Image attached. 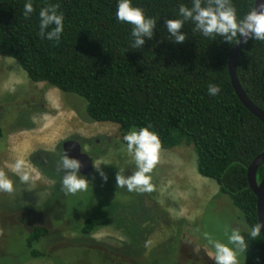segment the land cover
<instances>
[{"label":"trees","instance_id":"trees-1","mask_svg":"<svg viewBox=\"0 0 264 264\" xmlns=\"http://www.w3.org/2000/svg\"><path fill=\"white\" fill-rule=\"evenodd\" d=\"M26 2L0 0V54L15 59L30 81L81 97L85 120L117 124L125 145L128 132L144 127L158 135L162 149L191 145L197 173L212 179L243 216L246 229L240 232L248 248L242 264H264L262 237L249 235L257 213L246 177L248 166L264 150V126L237 97L227 68L239 35L232 42L219 35L205 37L188 19L180 29L186 39L176 43L166 21L183 19L180 5L191 9L194 0H131L156 20L152 38L144 37V44L133 48L132 26L116 18L119 0H31L34 11L25 18ZM231 3L239 20L252 10L254 0ZM57 4L64 31L59 40H49L50 25L41 38L39 12ZM208 6L209 0H201V7ZM236 75L248 99L264 113V41L247 39L238 53ZM209 84L220 87L218 95L208 94ZM42 165L41 173L53 180ZM59 174L53 177L62 178ZM263 175L264 161L256 180ZM97 222L90 215L74 232L78 238L91 234ZM48 233L42 225L29 231L30 257L48 255L35 247Z\"/></svg>","mask_w":264,"mask_h":264},{"label":"rangeland","instance_id":"rangeland-1","mask_svg":"<svg viewBox=\"0 0 264 264\" xmlns=\"http://www.w3.org/2000/svg\"><path fill=\"white\" fill-rule=\"evenodd\" d=\"M83 114L81 97L30 81L15 59L0 54V171L14 184L11 194L0 192V264H215L204 234L228 244L232 230L246 226L216 183L197 173L193 147L161 148L149 174L153 191L129 192L116 186L118 172L127 178L137 170L119 126L88 122ZM67 141L77 142L91 160L89 171L79 172L88 189L75 195L61 190L63 177H53L60 175L52 167ZM17 159L25 160L30 185L12 171ZM90 215L96 228L78 238L75 229ZM37 225L50 229L35 244L46 257H30L26 248ZM236 251L242 264L244 252Z\"/></svg>","mask_w":264,"mask_h":264},{"label":"clouds","instance_id":"clouds-1","mask_svg":"<svg viewBox=\"0 0 264 264\" xmlns=\"http://www.w3.org/2000/svg\"><path fill=\"white\" fill-rule=\"evenodd\" d=\"M212 4H215V7H212ZM209 5L208 7H201V0H194L191 9L181 4L179 15L183 19H169L166 21L167 30L175 37L176 43L185 41L186 36L181 34L180 29L183 27V21L188 19L195 22L196 30L202 32L205 37L219 35L224 37L226 41L232 42L239 35L245 38V43H247L248 38L264 41V3L255 6L239 20L231 0H209ZM58 8L59 5L57 4L40 10L39 35L41 38H43L44 30L51 25L53 27L48 33V39H60L64 31V16L58 14ZM33 11V4L31 0H28L23 10L25 18ZM116 18L119 22L132 26L131 36L135 37V43L132 45L133 48L141 47L145 42L144 37L152 38L156 20L147 18L141 8L132 5L131 0H119ZM220 91L221 89L218 85H208V94L210 96H216ZM124 140L127 142V151L134 153L133 158L137 170L127 178L122 174V170L118 172L116 175V186L118 188H125L126 186L129 192H152L154 185L151 182L152 177L149 174L153 171L159 160L161 149L160 138L156 133L150 131L148 127H144L139 129V131L132 130L128 132L124 136ZM94 166L97 171H100L103 179L107 181V175L100 170L99 164H95ZM58 168L65 170L61 190L66 195H75L79 192L87 191L89 182L85 177L79 175L81 162L78 159L70 158L66 152H63ZM12 171L19 177L21 183L30 185L34 180L26 169V162L23 159L15 161ZM13 191V181L3 171H0V192L11 194ZM261 227H264V225L256 223L250 229L249 235L252 239L255 240L261 236ZM204 236L213 245L214 253H210V255L215 260V264H238L236 249H239V252L243 253L248 248L245 237L239 229L232 230L231 235L228 236V244L213 241L208 233H205ZM150 243L151 241L147 242V244ZM229 245H234L235 248Z\"/></svg>","mask_w":264,"mask_h":264},{"label":"water","instance_id":"water-1","mask_svg":"<svg viewBox=\"0 0 264 264\" xmlns=\"http://www.w3.org/2000/svg\"><path fill=\"white\" fill-rule=\"evenodd\" d=\"M260 3H264V0H254L253 8L255 6H258ZM244 39H245L244 37L239 36L231 48L229 58H228V63H227L228 74H229L231 85L237 97L241 101V103L255 117H257L264 126V113L248 99V97L242 90L238 82L237 75H236V61H237L239 50L245 43ZM63 146H64V152H66L70 158L78 159L81 162V169L83 173L89 171L91 167V160L86 154H83L80 152V147L77 142L67 141L64 143ZM263 161H264V150L253 159V161L248 166L247 173H246L248 186L256 197L257 223H261L262 225H264V175L259 181H257L256 171H257L258 166ZM261 237L264 241V227H261Z\"/></svg>","mask_w":264,"mask_h":264},{"label":"flooded vegetation","instance_id":"flooded-vegetation-1","mask_svg":"<svg viewBox=\"0 0 264 264\" xmlns=\"http://www.w3.org/2000/svg\"><path fill=\"white\" fill-rule=\"evenodd\" d=\"M63 149H64V146H63ZM56 170H58V171H61V170H63L62 168H58V166L56 167ZM65 174V173H64Z\"/></svg>","mask_w":264,"mask_h":264}]
</instances>
